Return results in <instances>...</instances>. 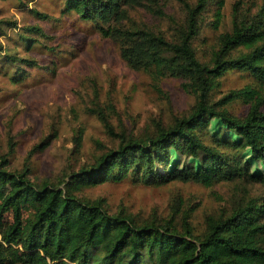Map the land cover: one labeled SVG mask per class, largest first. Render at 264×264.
Returning <instances> with one entry per match:
<instances>
[{
	"label": "trees",
	"instance_id": "16d2710c",
	"mask_svg": "<svg viewBox=\"0 0 264 264\" xmlns=\"http://www.w3.org/2000/svg\"><path fill=\"white\" fill-rule=\"evenodd\" d=\"M136 1L166 15L158 5ZM180 2L184 19L167 36L148 26L121 25L129 14L119 1L68 0V11L97 20L100 33L119 42L129 66L157 77L182 78L197 95L186 115L170 125L157 121L154 131L143 135L117 132L108 115L94 108L118 144L72 172V184L84 187L130 173L148 183L182 179L212 184L234 177L264 184V172L250 168L254 161L264 162V7L252 19L241 18L236 10L232 29L221 34L213 60L205 63L193 45L205 0ZM243 44L250 51L230 55ZM233 69L255 78L254 84L223 98L224 103L246 102L243 115L211 100L218 78ZM214 118L238 137L217 131L215 142L207 143L202 131L210 129ZM172 150L200 158V165L170 164ZM242 150L251 156L244 158ZM29 169L28 164L11 168L6 156L0 159V264H264V194L250 196L227 215L209 217L205 232L198 233L187 217L180 230L171 220L138 223L123 211L111 213L101 199L78 196L49 180L36 183Z\"/></svg>",
	"mask_w": 264,
	"mask_h": 264
},
{
	"label": "rangeland",
	"instance_id": "374dc122",
	"mask_svg": "<svg viewBox=\"0 0 264 264\" xmlns=\"http://www.w3.org/2000/svg\"><path fill=\"white\" fill-rule=\"evenodd\" d=\"M115 1L129 14L121 25L148 26L172 36L184 19L180 0H143L162 7L165 16L140 1ZM263 7L264 0H205L193 39L199 59L211 63L221 34L232 29L236 10L241 18L252 19ZM68 10V0H0V159L6 156L11 168L28 164L36 183L49 180L78 196L101 199L111 213L123 211L138 223L171 220L180 230L187 217L198 233L205 232L209 217L227 215L250 196L264 194L263 183L234 177L212 184L182 179L148 183L130 173L84 187L72 184V172L118 144L94 108L108 115L117 132L143 135L154 131L157 121L170 125L176 116L186 115L197 95L182 78L132 68L119 42L100 33L97 20ZM248 51L243 44L230 55ZM254 83L247 71L229 70L218 78L211 100L243 115L246 102L224 103L223 98ZM217 131L238 137L216 118L202 136L212 144ZM239 154L251 156L249 150ZM190 161L200 165V158L171 151L170 164ZM157 168L164 171L165 165L157 162ZM250 168L264 172V162L254 161Z\"/></svg>",
	"mask_w": 264,
	"mask_h": 264
}]
</instances>
